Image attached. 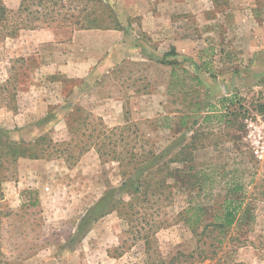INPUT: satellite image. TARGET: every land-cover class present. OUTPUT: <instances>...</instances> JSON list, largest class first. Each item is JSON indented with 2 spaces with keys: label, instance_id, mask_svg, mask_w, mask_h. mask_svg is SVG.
Here are the masks:
<instances>
[{
  "label": "rangeland",
  "instance_id": "rangeland-1",
  "mask_svg": "<svg viewBox=\"0 0 264 264\" xmlns=\"http://www.w3.org/2000/svg\"><path fill=\"white\" fill-rule=\"evenodd\" d=\"M0 1L14 12L21 3ZM104 1L96 9L107 27L96 33L109 32L75 48L70 27L0 35V137L53 140L44 159H1L0 211L13 219L5 254L23 258L16 264H147L190 252L195 238L181 214L205 197L186 177L195 165L214 181L204 202H221L233 178L252 197L255 222L228 263L264 264V0ZM183 1L186 17L177 13ZM113 31L122 41L103 54L100 38L114 41ZM173 47L178 64H160ZM50 110L56 118L41 123ZM104 133L115 147L101 156L94 143ZM87 141L95 147L79 156ZM132 150L165 152L178 177L148 174L151 189L164 182L161 199L129 215L119 205L66 250L85 212L131 173Z\"/></svg>",
  "mask_w": 264,
  "mask_h": 264
},
{
  "label": "trees",
  "instance_id": "trees-1",
  "mask_svg": "<svg viewBox=\"0 0 264 264\" xmlns=\"http://www.w3.org/2000/svg\"><path fill=\"white\" fill-rule=\"evenodd\" d=\"M81 1L83 0H21L19 8L15 12L8 9L0 1V35L6 34L15 37L21 30H39L44 28L62 29L70 27L73 31L106 28V23H102L104 18L98 14L96 5L108 7L109 4L105 3L104 0H86V4L83 6L84 2L80 3ZM215 3L219 5L218 0H215ZM110 9L111 15H114L113 9L111 7ZM115 28H119V26ZM177 54L176 48L173 47L158 62L162 65L175 66L178 64V60L169 59V57H176ZM228 100L232 99H223V101ZM55 118V114L50 110L41 123H49ZM2 137H0V180L3 164L1 159L6 157L12 160L13 164L19 158L44 159L45 152L53 143V140L46 136L40 137L33 142H14L9 138L8 133L7 137ZM106 139L109 140L108 143ZM94 144L96 147L98 146L97 151L101 156L104 155L103 150L105 147H115L113 138L108 136L107 133H104L103 138ZM62 145L56 142L53 148L56 146L61 147ZM92 146L94 145L89 141L80 143L78 145L79 156L87 152ZM172 149L170 148V150ZM188 149L189 146L186 145L173 151L171 162H179L181 156ZM73 158L71 156L68 157V162ZM77 161L78 159L75 160V163ZM125 162L127 166H133L131 173L126 175L125 180L119 186L109 188L85 212L77 225L75 235L71 236L66 242V250L75 249L92 226L98 220L116 210L119 205L124 207L125 215H129L135 211L136 207L145 208L144 204L149 203L152 197L161 199L165 195L164 182H160L159 185L151 189L153 183L148 181L149 175L152 174L151 178L153 175L162 176L166 170V177H178V174H173L165 161V152L163 151L152 153V151L132 150L131 155ZM189 171L186 177L190 184H193V188H198L197 196L205 194L204 199L194 204L190 203L181 214L184 223L195 238V248L190 252L178 251L169 260L162 257L156 259H151L150 257L147 264H204L207 261H209L208 264H229L227 258L234 251V247L243 241L242 235L255 222L254 207L246 203V200L252 197H250L241 183L233 178L221 202H204L206 196H213V192L208 191L207 185L208 182L211 185L214 181L210 179L208 174L199 171L195 165H192ZM178 173L180 175V171ZM125 195L130 196L129 201H125L123 198ZM3 196L2 191H0V200L3 199ZM251 196L253 195L251 194ZM10 215L11 213L0 211V264H16L23 259L16 256L13 257L14 260H10L5 254L4 248L10 232L11 222H13ZM60 247L59 251L63 250L64 247Z\"/></svg>",
  "mask_w": 264,
  "mask_h": 264
},
{
  "label": "crops",
  "instance_id": "crops-1",
  "mask_svg": "<svg viewBox=\"0 0 264 264\" xmlns=\"http://www.w3.org/2000/svg\"><path fill=\"white\" fill-rule=\"evenodd\" d=\"M194 2H196V3H194ZM194 2H193L194 5L198 4L197 1H194ZM197 6H198V8H195V10L192 11L193 13H191L193 17L200 16L202 9L200 8L199 5H197ZM190 7L191 6L188 5L187 1H183V2L179 3V5H178L179 12H177V13H181L183 17H186V16H188L187 14H189V12H190V11H188ZM193 30L195 32V29H193ZM210 30H214V27H211ZM97 31L98 30L93 29V30H81V31L71 32L70 38L72 39V42L74 43V48L76 45L84 43V42H81V39L88 38V37L94 36L96 34H98V36L99 35H106V32H109V31H105V34H99V33H96ZM196 32H197V29H196ZM112 33L115 36L114 41L111 38H109L108 41H105L104 39L102 40L103 36L100 38L101 46H102L103 50L105 51L103 54H105L108 49H112V48L116 47L117 45H119V43L122 41L121 40L122 39L121 33L119 31H113ZM44 36H47L48 39H51V38L54 39V38L58 37L57 33H54V32L44 33ZM71 48H72V46H71ZM176 51H177V53L179 52L178 49H176ZM96 62L97 61H94L92 64H95Z\"/></svg>",
  "mask_w": 264,
  "mask_h": 264
},
{
  "label": "built area",
  "instance_id": "built-area-1",
  "mask_svg": "<svg viewBox=\"0 0 264 264\" xmlns=\"http://www.w3.org/2000/svg\"><path fill=\"white\" fill-rule=\"evenodd\" d=\"M263 119H264V116H263Z\"/></svg>",
  "mask_w": 264,
  "mask_h": 264
}]
</instances>
